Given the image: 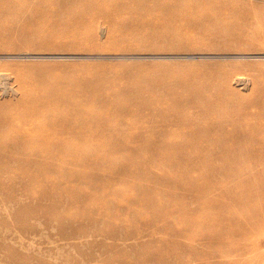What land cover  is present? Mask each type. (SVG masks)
<instances>
[{"label": "rangeland", "instance_id": "1", "mask_svg": "<svg viewBox=\"0 0 264 264\" xmlns=\"http://www.w3.org/2000/svg\"><path fill=\"white\" fill-rule=\"evenodd\" d=\"M176 1L188 7L172 9L175 15L152 10L139 14L141 17L123 13L112 19L88 14L73 19H21L25 26L12 17L18 13H5L7 17L0 22V73L9 75L12 94L1 93L0 83V101L10 103L0 110L2 115H19L21 107L13 104L25 91L79 90L77 100L87 104V111L109 116L98 126L99 133H104V143L99 145L101 159L91 157L98 145L84 144L86 152L79 162L85 161L69 165V169L67 165L66 176H44L30 161L0 160V264H161L163 260L169 264H208L203 254L211 247L199 236L217 235L239 243V235L229 229L236 217L245 220L252 208L239 207L243 206L242 194L236 193L246 191L248 184L259 196L254 202L258 218L249 235L243 236L244 245H250L247 250L241 245L242 254L228 247L214 250L223 256V264L229 260V264H242L240 259L244 264H263L264 160L236 162L237 157L227 155L231 162L216 154L198 164L194 156L177 155L175 161H163L161 149L147 147L145 140H162L183 127L184 133H190L186 140H200L203 124L188 126L179 117L207 109L213 90L208 88L210 96L197 105L192 102L194 87L218 86L215 74L227 70L233 76L227 82L231 90L226 98L237 103L229 108L220 106L217 113L240 118L218 122L220 117H214L215 123L208 124L214 136L210 145L221 147L224 143L218 140L231 142L220 137L228 130L252 137L259 129L264 135L258 120L260 114L264 117V108L251 102L254 87L264 92V12L256 9L264 6V1L242 0V4L220 0L229 6L227 9L206 4L218 0ZM237 77L245 78L246 83H235ZM96 94L102 105H96ZM151 99L160 105L161 116L142 107L141 101ZM125 106L131 111L120 112ZM208 118L203 116L204 124ZM120 142L124 147L117 145ZM185 181L194 183L187 186ZM42 183H57L64 191ZM93 196L95 199L90 198ZM52 206L54 217L75 212V218L66 223L67 229L87 234L74 239L78 248L62 239L63 227L46 224L47 218L41 214ZM33 210L37 212L33 214ZM188 215L196 216L197 222L190 226ZM111 231L115 234L104 236ZM225 250L230 255L226 252L224 256Z\"/></svg>", "mask_w": 264, "mask_h": 264}, {"label": "bare ground", "instance_id": "2", "mask_svg": "<svg viewBox=\"0 0 264 264\" xmlns=\"http://www.w3.org/2000/svg\"><path fill=\"white\" fill-rule=\"evenodd\" d=\"M204 1L209 2V3L213 2L210 0H204ZM237 1H239V3L243 2L242 0H237ZM80 3H82V4H80ZM206 4L208 6L214 7V8H225V9L229 8V6L227 4L221 3L220 0L216 1L213 4H208V3H206ZM230 5L232 8L235 6L234 4H230ZM237 5H238V3H237ZM262 5H264V4H262ZM147 6H149V8H147ZM187 7H188V5L182 4L181 1H176V0H0V22H1V20H3L2 18L7 17L5 15V13L8 14V16H10L11 14L18 13V15L12 16V17H14L15 20H18L19 26H25L26 23H21L20 22L21 19H25L27 21H35L37 19H42V18H53L54 19L55 17H58V18L67 17V18L73 19V18H77V17H85V15H87V14L89 15V17L103 15L105 17L112 19L115 15H119V14H123V13L124 14H133L134 16H140V15L148 14L149 11H152V10H156L161 15L163 13L164 14L169 13L170 15H175L174 11H179V10L187 8ZM172 9L174 11H171ZM235 9H236V7L234 8V10ZM256 9L258 11L264 12V6L257 7ZM74 24H75V22H74ZM123 27H125V26L123 25ZM232 76H233V73L229 70L221 71V72L219 71L218 73L215 74V79L218 80V86H214V85H211L208 83V86L199 85V86L194 87V89H193L194 98L192 99V102H195L194 104H197V105H199L198 104L199 101H202L203 99L205 100V98L210 96V94H206L208 88H209V90H211V89L213 90V97H211L209 100H207V101L212 100L211 104L208 105L207 109L201 111L200 113L198 112L196 115H193V116H186V117H182V118L179 117L182 120V122L188 126L195 124L198 127L200 124H203V126H201V127H203L204 130L201 131V134L198 136L199 138H201L200 140H195V141L186 140L185 136H190V133H184V127L182 126L183 128H179L178 132L175 131V132H177L176 134L167 135L162 140L157 141V140H152V139H146L145 141H146L147 147L150 146V147H154V149L157 148L159 150V152L161 149L159 156L162 157L163 161L164 160L169 161L170 159L175 161L177 155L188 156V157L194 156L195 158H197L195 160V164H198V162L200 163V161H202V160L209 161L216 154L222 156L221 158H223L225 160H229L231 162H232V160L226 159L227 155L237 157L238 161H236V162H245V161H252V160L253 161L264 160V135L260 134V132L262 130H259L258 127H256L258 130L255 133L251 134L252 137L249 134L236 135L232 130H228V133H226L225 135H221L220 137L223 139H230L231 142L218 140L219 143H224L221 147L215 146V148H214V146L210 145V142L213 141L212 139L214 136H212L210 134V129L208 127V124L215 123L214 117H216V116L220 117V120H218V122H226L227 119H231V120L234 119L235 120L237 118H240L238 116H235L237 114H230V113L218 114L217 113L218 107L222 106L224 108V106H226V108H229V105L232 106V105H235L237 103L234 100L233 101L227 100V98H226V95L231 90V88L229 87L227 82H229V80ZM8 78H9L8 74L0 73V83L3 86V87H1V93H3V94H12V90H11L12 87H9L7 84ZM234 82L237 84H245L246 79L243 77H237V78H235ZM254 89H255V92L252 95L251 102L253 104H256L258 107L264 108V92H262V89L260 87H257V86L254 87ZM30 91H32V90H30ZM24 93L25 94H23V96H21L19 99H17L16 103L13 104L14 108L15 107L16 108L21 107V109H20L21 112L19 113V115H17V116H6V114L2 115V113H0V160L9 161V162L10 161H18L21 164L27 163L28 161H30L31 163H34L38 166L37 169L44 176H47L50 173L60 174V175L63 174V176L64 175L66 176L69 174L68 173V169L70 168L69 165H75V164L80 165L81 164L80 162L85 161V160H82L79 162V160H81V157L84 156V154L86 152V149H84V147H83L84 144H89V146L98 145L97 149L92 147V148H94V151H93V155H91V157H95L94 160H100L101 159L100 158L101 151L99 149V145H100V143H102V144L104 143V140H102L103 136L101 135L104 133H101V134L99 133L98 126H100L99 122L105 120V117H107L109 115L105 116V114L103 115V114L97 113V112H96L97 113L96 114L93 111L92 112L87 111V109L85 107L87 104L84 103L83 100H77V97H80V94H81V93H79V90H75V91H65V90L64 91H49V92H42V94L29 93L28 91H25ZM93 93L94 92H92V94ZM94 96L98 98V99L96 98L97 99L96 105H102L101 104L102 101L100 102V100H99L100 97H98L97 94ZM141 104H142V107H144V109H150L157 116H161L162 111L160 109V105L158 103H157L158 105L155 104L153 99L145 100L143 102L141 101ZM243 104H246L245 101H243ZM8 105H10L9 102L0 101V110L5 108ZM104 105H107L108 107H110L112 104L104 103ZM115 106H117V105H115ZM119 110L122 113H128L131 111L129 106H125L123 111L121 109H119ZM248 113L249 112H247V114ZM203 116L209 117L205 124H204V121L202 120ZM210 117H211V120H209ZM258 120L260 121V123H262L263 128H264V117L261 114L259 115ZM108 121H110V119ZM139 121H141V120H139ZM107 124L109 125L110 122H108ZM6 125H11V127H13V128L5 127ZM240 129H238V130H240ZM250 129H252V131H253V127H249V130ZM89 131L91 132V134L86 136L85 133L89 132ZM151 137L152 136H150V138ZM176 137H179L182 140H175ZM117 145L124 147L125 143L120 142ZM103 148H104V146H103ZM181 158L184 159V157H181ZM159 160H161V159H159ZM99 163H101V162H99ZM96 164H98V162ZM174 164L175 163H172V165H174ZM67 165H68V169H67ZM84 167H82V168H84ZM75 169H77V168H75ZM84 170L87 171L86 168ZM72 171H74V170H72ZM97 171H99V170H97ZM76 172H78V171H76ZM77 174H75V175H77ZM63 183H64V181H63ZM191 183H194V182L189 181V182H186L185 185L190 186ZM215 183H217V182H215ZM42 184L44 187H47L49 183H42ZM55 184H56V186L49 184V187H51V189H58V187L62 188L61 187L62 185H59L57 183H55ZM103 184H104V182H103ZM67 186H68V184H67ZM104 186H106V182H105ZM205 186H207V185H205ZM66 187H65V189H66ZM76 187H77V185H76ZM245 189H247V190L243 191V192L236 191L237 194H239V193L242 194V198H241L240 203H242L243 206H239V207L247 208V209H249L251 207L252 208L247 213L248 215H247V217H245L246 218L245 220H242L243 216H242V218H240L238 216L239 219L236 217L235 220H237V222L233 226H231L229 229L231 234H234V235L238 234L239 235V238L237 239L239 243L233 242L236 240L231 241V240H227L224 238L220 239V236H217V235L206 236L205 234H201L199 236L200 240L207 241L211 247L210 251L203 254V257L206 259L208 264H223V262L225 261L222 255L217 256L219 254H218V252H216L217 250H214L216 247H220L222 249L223 248L224 249L229 248V250L237 252L238 254L241 251V254H242V252H243L242 249L248 248L247 245H250V243H251V242L250 243L245 242L246 243V246H245L243 243L245 238H243V236H248L249 235L248 232H250L249 231L250 228L253 227L252 226L253 223H256L255 221L258 218V215H257L258 211H257L256 207L254 206V202H256L258 200L259 196L257 195V193H255V190H254L255 188L253 189L251 184L246 185ZM63 191H64V189H63ZM122 193H124V192H122ZM205 193H204V195H205ZM249 194H251V196H248ZM40 197H42V196L40 195ZM55 197H57V196H55ZM90 198L95 199V196L90 197ZM197 199H198V197H197ZM96 200H97V198H96ZM91 201H93V200H91ZM97 201H101V200H97ZM14 202H16L17 204H20V199L15 198ZM210 205H209V207H210ZM52 209H55V206L47 208V210L45 209V213L41 214L42 216H45L47 218L46 224L50 225V223L52 222V223L59 225L60 227H63V229L61 230V233L63 236L62 239L69 242L72 245V247L78 248L79 244L77 242H75L74 239H79L83 236H87V234L85 232L79 233L78 231H75V230L73 232H69V230L67 229L68 225H66V223H70L71 220L73 218H75V216H76L75 212L74 211L73 212L71 211L69 213L68 212L67 213L62 212L60 214H57L58 217L56 216L57 217L56 218V217H54L55 213L54 214L51 213ZM208 211H210V210H208ZM35 212H37V211L33 210V214H35ZM40 212H41V210H40ZM238 212H240V211H238ZM29 213H32V210H29ZM221 213H223V212H221ZM113 214L115 215V213H113ZM187 217L189 218L188 222L191 223L190 226L192 225V223L197 222L196 216L188 215ZM114 220H116V219H114ZM223 225L224 224H220V226H223ZM257 228H259V227L257 226ZM257 228L255 229L256 231H257ZM59 229L60 228H58V230ZM139 231H140V229H139ZM132 232H136V230L132 231ZM138 233H140V232H138ZM109 234L113 235L115 233H114V231H111V232L106 233L105 235L103 234V235L107 236ZM253 239H255V238H253ZM197 244L200 245L199 243H197ZM241 245H242V249H241ZM226 247H228V248H226ZM249 248H250V246H249ZM224 252H225V254L221 251V254L223 253V255L225 256L226 252H228V250L227 251L225 250ZM229 255H230V253H229ZM231 255H235V253H231ZM252 256H253V254H252ZM235 257H237V256H234V258ZM220 258H223V259H220ZM178 259H181V258H178ZM240 260H238V262L240 261L242 264H244L245 261H242L243 259H240ZM230 261L231 260H229V262ZM233 261L236 262V259ZM229 262L226 264H229ZM205 263H203V264H205ZM130 264H132V263H130ZM161 264H169V260H166V261L163 260V261H161ZM263 264H264V262H263Z\"/></svg>", "mask_w": 264, "mask_h": 264}]
</instances>
